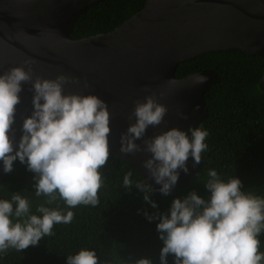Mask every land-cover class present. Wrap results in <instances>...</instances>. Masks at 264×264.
I'll return each instance as SVG.
<instances>
[{
    "label": "clouds",
    "instance_id": "obj_1",
    "mask_svg": "<svg viewBox=\"0 0 264 264\" xmlns=\"http://www.w3.org/2000/svg\"><path fill=\"white\" fill-rule=\"evenodd\" d=\"M68 79L59 75L54 80L37 77L33 82L31 70L23 66L0 74L3 170L11 173L14 161L19 159L35 174V195L47 198L36 209L41 215L31 212L29 200L20 192H13L10 200L0 199V253L37 245L43 237L52 235L54 225L72 222L73 211L65 214L58 207L45 206L52 204L57 194L69 209L99 204L100 169L107 164L110 155V114L106 102L96 95L65 94ZM195 79L197 83L205 81L202 76ZM24 82H32L33 111L23 120L22 136L15 150L13 125ZM166 112V106L159 103L155 94L137 100L129 116V120L134 117L135 122L121 134L120 148L125 154L138 151L151 154L143 166L155 182L162 185L160 192L165 195L177 184L179 170L189 171L190 156L194 166L200 164L208 136L207 131L199 127L189 129L191 136L173 128L144 139L147 129L159 126ZM137 140H143V147ZM130 177L131 173L124 176L125 188L133 186ZM135 187L144 193L146 202L153 208L158 207L151 200L155 189L150 184L137 182ZM205 187L210 192L207 200L192 191L183 200L173 201L170 215L145 213L149 221H160L157 231L164 244L161 264H168L170 254L174 256V264H262L264 252L259 251L258 237L264 232V198L242 191L238 178L221 179L215 169L208 171ZM98 260L95 250L82 248L68 255L67 264H98ZM134 264H152V261L141 258Z\"/></svg>",
    "mask_w": 264,
    "mask_h": 264
},
{
    "label": "water",
    "instance_id": "obj_2",
    "mask_svg": "<svg viewBox=\"0 0 264 264\" xmlns=\"http://www.w3.org/2000/svg\"><path fill=\"white\" fill-rule=\"evenodd\" d=\"M105 0H0V74L23 66L37 77H68L64 93L96 95L110 114L109 149L140 172L155 191L170 196L197 178L204 158L189 171L179 170L167 195L143 166L150 153L120 151L121 134L135 102L149 94L167 108L163 122L149 127L144 139L176 128L191 133L208 115L205 94L221 76L206 68L176 76L184 61L210 52L241 50L264 57V0H146L145 6L111 31L75 38L74 26L89 6ZM27 62V63H26ZM205 78L197 83L196 77ZM13 128L15 150L24 118L33 111L32 82L23 83ZM264 91V74L260 80ZM143 147V140H137ZM0 161V180L9 177Z\"/></svg>",
    "mask_w": 264,
    "mask_h": 264
},
{
    "label": "trees",
    "instance_id": "obj_3",
    "mask_svg": "<svg viewBox=\"0 0 264 264\" xmlns=\"http://www.w3.org/2000/svg\"><path fill=\"white\" fill-rule=\"evenodd\" d=\"M145 4L146 0H105L91 5L76 21L73 36L81 38L111 31ZM206 68L216 69L221 78L205 94L208 115L197 126L207 131L208 136L207 148L201 153L205 162L196 179L173 196L159 195L153 189L151 200L158 205L153 208L135 187L137 182L150 183L109 149V160L100 169L99 204L69 209L57 194V199L45 206L58 207L65 214L73 211L72 222L54 225L52 235L43 237L37 245L0 253V264H67L68 255L82 248L95 250L98 264H134L141 258L161 264L164 244L157 231L160 221H149L145 213L170 215L173 201L183 200L192 191L207 200L210 192L205 183L211 169L225 181L238 178L242 191L264 198V91L260 87L264 57L241 50L215 51L180 63L176 74L183 77ZM128 173L133 182L131 188L123 184ZM34 175L19 159L14 161L9 177L0 180V199L10 200L13 192H20L29 200L31 212L41 215L36 209L47 198L35 195ZM258 239L259 251L264 252V232ZM167 259L168 264H174L173 255Z\"/></svg>",
    "mask_w": 264,
    "mask_h": 264
}]
</instances>
